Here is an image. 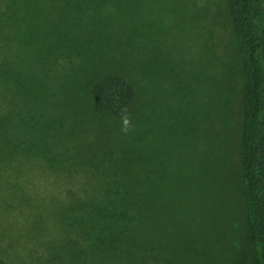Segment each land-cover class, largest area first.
<instances>
[{"label": "trees", "instance_id": "16d2710c", "mask_svg": "<svg viewBox=\"0 0 264 264\" xmlns=\"http://www.w3.org/2000/svg\"><path fill=\"white\" fill-rule=\"evenodd\" d=\"M33 1L0 6L26 20L23 8ZM59 1L64 17L74 1L71 19L88 17L99 36L63 33L70 29L63 16L60 30L48 33L30 32L24 20L15 30L0 23V165L10 170H0V182L22 190L18 168L39 165L65 184L76 175L78 185L55 204L63 233L59 245H45L46 259L71 264L79 249L99 264H264V0H227L241 85L239 125L231 111L222 137L227 175L215 172L212 147L221 125L216 61L227 48L226 40L217 44V15H199L196 0ZM146 1L162 3L160 11L173 1L192 4L191 19L206 18L199 46L195 36L188 44L173 35L165 45L170 26H145L163 16H151ZM184 22L176 21L177 32ZM30 44L49 52L39 58L46 67L30 62ZM160 87L167 104L156 99ZM40 90L56 96H36ZM18 189L17 200L29 203Z\"/></svg>", "mask_w": 264, "mask_h": 264}, {"label": "rangeland", "instance_id": "374dc122", "mask_svg": "<svg viewBox=\"0 0 264 264\" xmlns=\"http://www.w3.org/2000/svg\"><path fill=\"white\" fill-rule=\"evenodd\" d=\"M196 1L199 3L198 8L202 10V13L200 11L199 15L209 13L210 21L214 20L215 15L218 17V24L216 28H213L215 35H217V44L220 42L219 45L221 44L222 47H224V41L226 40L227 42V50L218 51L219 57L216 61L218 68L221 64L222 72L226 74V77L222 79L221 77L223 73L219 70V79L215 84V91H219L217 93L219 101L215 109L216 114H219L220 116L219 119L221 121V125L217 131L218 137H215L216 141L212 146L215 172L217 174L227 175L226 161L228 158L229 147L227 143L229 139L227 141H223L222 137H228V133L231 130L229 128V123L232 122L230 117L231 111H234V119L237 118L238 125L241 115V85L235 38L233 36V29L231 28L228 15L227 0ZM72 3L73 7H69L66 12V16L64 17V14L61 12L63 3L59 0H34L28 7L24 6L23 8V12L25 10L28 12L26 20L22 17L23 13L16 19H14L13 15L10 17L9 14L12 12V8L10 7L8 11H6L5 9L1 10L0 6V23H12L15 30L18 29V25L16 24L17 21L24 20L25 25L30 32L35 34L48 33L53 30H60V19L63 16L66 21H69L68 26L70 27L69 30L63 33L83 32L91 36H94L95 34L99 36V32L89 29L90 19L88 17H74L71 19L77 9L76 3L74 1H72ZM152 5V2L147 1L146 4L144 3L143 5L150 10L151 16L152 14L160 11L158 8L162 6V3H158V8H155ZM193 10L194 7L192 4L183 5L181 2L173 1L170 4V8L167 5L158 13V15H163L160 20L156 19V14H154L150 20H146L145 26L148 28L151 27L152 29V26L155 28L157 25L158 27V22L161 20H166L165 24L170 26V28L167 32L168 39L164 41L165 45H169L173 35V39H178L188 44H191L190 38L195 36L193 41H196V43L192 42V44L195 43L194 45L199 46L200 42L197 41V36L200 35L201 25L203 23L206 24V18L201 17L197 20L191 19V12ZM184 14H186V16ZM176 21H185L183 23L185 28L183 31L177 32V29H175ZM28 47V58L31 59L30 62L33 64L38 61L41 67H46V63L39 60V58L45 57L49 52L46 49L41 47L39 48L34 44H30ZM178 48L181 49V46L179 45ZM220 48L221 46L219 49ZM194 87L199 91V84H197V86L194 85ZM188 91H190V89H188ZM165 93L166 89L163 87H160V91L155 89L154 92L157 100L167 104L168 101L165 99ZM41 95H44L45 98L56 96L51 93H44V90L37 91L36 96L40 97ZM236 101L238 107L237 113L235 110ZM163 114L164 116L167 115V111H163ZM169 121L172 123V120ZM179 126L182 127L181 124ZM237 129L236 134L238 136ZM230 151L235 167V164L238 165L239 163L238 146L236 148H231ZM145 161L147 162V158L145 156L140 158L139 168L141 170H143L144 167H147ZM0 170H3V173L10 171L7 165H3V168H1L0 165ZM18 170L20 171V175L24 177V180H21V184H23V187H21L22 190L14 187H8V185L5 184L6 182H0V229L4 231H2L3 233L0 232V257L5 259L9 264H55L54 260L46 259L48 258V255L45 245L51 241H56L57 245L61 242V235L63 233L61 231V218L59 214V207H55V204H59L61 201L65 200L67 188H70L74 192L77 191L78 185L76 175L71 179L68 178L69 180L67 184H65L62 181L64 178L62 175L49 173L39 165H27L26 167L20 166ZM3 176L6 175L3 174ZM231 178L233 179L232 173ZM236 184L238 186V180H236ZM17 189L29 203L17 200ZM8 198L10 201L7 200ZM238 204L236 214L242 220L243 207L241 198L240 200L238 199ZM60 206H62V204ZM78 251L79 249L73 254L74 260L71 261V264H99L96 257L89 259L83 254L84 251L82 252L80 250L79 254ZM59 264H67V262L64 263L63 261H59Z\"/></svg>", "mask_w": 264, "mask_h": 264}, {"label": "clouds", "instance_id": "9594fccd", "mask_svg": "<svg viewBox=\"0 0 264 264\" xmlns=\"http://www.w3.org/2000/svg\"><path fill=\"white\" fill-rule=\"evenodd\" d=\"M123 112H126L127 109H123ZM122 131L127 133L130 130L131 124H130V119L127 116H122Z\"/></svg>", "mask_w": 264, "mask_h": 264}]
</instances>
